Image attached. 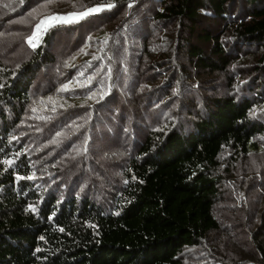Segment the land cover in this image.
I'll list each match as a JSON object with an SVG mask.
<instances>
[{
  "label": "trees",
  "instance_id": "obj_1",
  "mask_svg": "<svg viewBox=\"0 0 264 264\" xmlns=\"http://www.w3.org/2000/svg\"><path fill=\"white\" fill-rule=\"evenodd\" d=\"M0 264H264V0H0Z\"/></svg>",
  "mask_w": 264,
  "mask_h": 264
},
{
  "label": "rangeland",
  "instance_id": "obj_2",
  "mask_svg": "<svg viewBox=\"0 0 264 264\" xmlns=\"http://www.w3.org/2000/svg\"><path fill=\"white\" fill-rule=\"evenodd\" d=\"M69 15L70 14H68V15H54V16H57V17H67ZM53 23H55V25H56V24H59L60 22H53ZM48 28H50V27L47 26V25L41 27L40 31H37V28H36V30L34 31V34L32 35V37L29 40V41H31L30 44L36 46L41 41V39H42L45 31ZM184 36L185 37H189L188 34H185ZM102 130H103L104 134H101L100 146L102 147V149H104V151H106L107 153H110L113 150L111 148V146H113V145L111 144L110 133H109L110 131L107 130V129H105V128H103ZM121 142H123V140ZM113 166L115 167V165H113ZM97 169L100 170V171H102V167L100 165L97 166ZM104 176L105 177H109V178L112 177V180L115 181V177L119 176V169H118V167L112 168V173H111V171L109 169L106 170ZM88 177L91 180L94 179V177H92V176H88ZM105 177L99 178V179H103L104 180ZM222 190L223 191H226L224 188H222ZM231 206H232L231 202H225L222 205L221 204H218L216 206V212L219 213V216L220 215H222V216L224 215L223 218H225V221L230 220L231 222H233V223L236 224L238 222V220H234L233 218L236 217L235 214H237L238 212L237 211H234L235 209H229ZM228 210H230V212H228ZM235 238L236 239H239V238H241V235L238 234V235H236ZM239 240H241V239H239Z\"/></svg>",
  "mask_w": 264,
  "mask_h": 264
},
{
  "label": "snow or ice",
  "instance_id": "obj_3",
  "mask_svg": "<svg viewBox=\"0 0 264 264\" xmlns=\"http://www.w3.org/2000/svg\"><path fill=\"white\" fill-rule=\"evenodd\" d=\"M131 6L132 5L129 4V7H131ZM106 7L110 9V8L114 7V5L111 4V3H108L106 5ZM101 10H102V8L96 7V8H90L87 11L81 12V13H78V14L77 13L70 14L67 17L49 16V17H46L44 20H41L40 23L36 25V28H37V31H40L41 27H43L45 25H47L49 27L55 26V23H53V22H60V23L78 22L80 19H83V18L89 16L90 14L98 13ZM33 46H35V45H33ZM6 163L11 164L12 162L11 161H6Z\"/></svg>",
  "mask_w": 264,
  "mask_h": 264
}]
</instances>
